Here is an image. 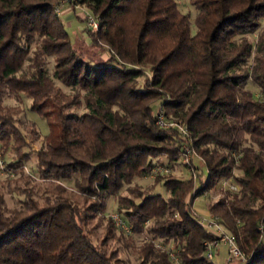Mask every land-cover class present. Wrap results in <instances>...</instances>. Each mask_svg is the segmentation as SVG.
<instances>
[{"label": "trees", "instance_id": "1", "mask_svg": "<svg viewBox=\"0 0 264 264\" xmlns=\"http://www.w3.org/2000/svg\"><path fill=\"white\" fill-rule=\"evenodd\" d=\"M58 1L0 0V157L12 177L35 180L22 169V110L5 102L27 97L49 126L32 131L33 171L51 180L40 196L11 188L13 207L0 194V264H174L170 247L183 264H216L205 242L217 237L193 208L214 191L209 213L236 236L239 264H264V0H191L195 32L179 0H77L100 24L84 29L92 55L72 44ZM186 148L205 180L171 171L133 185L158 164L175 168ZM109 198L130 231L110 218L99 236L90 223Z\"/></svg>", "mask_w": 264, "mask_h": 264}, {"label": "rangeland", "instance_id": "2", "mask_svg": "<svg viewBox=\"0 0 264 264\" xmlns=\"http://www.w3.org/2000/svg\"><path fill=\"white\" fill-rule=\"evenodd\" d=\"M62 2L63 0L58 1V3L55 6V10L58 6L60 7V14L62 15V18L67 26L72 44L75 46L79 44V46L81 45L82 47L81 49H83L88 54H91V55L95 54L93 49L91 47L90 48L88 47L87 44L89 43V38L87 34L84 32V29L87 25L84 19H86V17H94L93 12L89 8L79 5L78 1L75 3L70 2V4L67 2L66 4H64V6H62ZM179 2H180L181 9L185 13L191 15L192 30L195 32L196 27L194 25V18L196 15V11L191 4V0H179ZM68 8H71V10L67 11L66 9ZM103 55L106 56L107 53L104 52ZM50 67L51 68L53 67L52 62L50 64ZM248 87L249 89L254 91L258 97L260 98L262 97L259 89L255 85L250 84ZM64 89L66 91H69V89L66 87ZM5 102L6 104L12 107L18 106V108H21L22 110L21 114L17 115V118L19 120V127L21 131L23 132V134L26 136V141L28 144V147L25 149V151L30 152V155H31V160L22 169H24L27 175H30L35 179L33 181H30L28 179H24V178L22 179L19 176L12 177L13 176V172L11 171L12 169L8 170L4 160L2 159V157H0V168L2 170L0 172V194H4V196L6 197L8 201L9 206L13 207L16 205V200L9 194V191L11 188L12 189L16 188L17 193L34 190L35 193L37 194L39 193L38 195L40 196V194H42L46 188L45 184L51 183V180H47L46 182L42 181L41 179L39 180V177L33 171V166H35L37 163L35 152L40 149L42 145V141L41 140L37 141L32 131L37 130L42 135H47L49 133V126H48L47 121L44 118H42L35 111L31 110V103H32L31 99L24 97L23 102L21 104L16 99L7 98ZM13 154H14V150L11 149L9 152V158L12 157ZM187 159L190 162L192 160V162H194V164H196L197 166H201L200 167L201 169L197 168V169H194L193 171L190 170L188 167L185 166V164L188 163ZM163 160H166V159L163 158ZM171 171L174 174L184 179L191 178L192 174L194 176L196 175L198 176V174L202 172L203 179L205 180L208 175V170H207L206 165L203 163V161L199 158V156L194 151H193V154L190 155V158H183L180 164L176 165L175 168L171 169ZM237 174H239V172H237ZM9 177L13 179L11 181L7 180ZM154 179L155 178H152L151 176L143 178V179H135L133 185H139L141 186V188L148 189L154 184ZM226 183L229 186L231 181L230 180L224 181V184ZM64 185L67 187L68 191L71 194H74L70 196L74 201L79 203V206L86 207L87 205H89V203L91 202L90 201L91 197L89 198V200L85 199L87 196L85 197L83 194L77 191L74 188L73 184L70 182H65ZM196 186L197 188L201 186L199 179L197 180ZM154 190L156 192L162 193L164 196L168 195L162 183L156 185ZM126 192L127 191L124 190L123 194H126ZM220 196L221 195L219 193H216L215 191L212 193H208L206 195L199 196L198 198L194 200L193 208L196 210V212L198 213L200 217L207 220L209 219L208 213H209L210 203L217 200ZM115 213H119L117 209L116 201L113 198H109L107 201V208L105 210V213L103 212L99 214L97 217H95L94 219H92L90 223V227L96 229L97 234L99 236L103 235L105 231V227L107 225V220L110 219L111 215ZM133 253L134 252L131 251L130 255H132ZM133 255H132V259L134 258ZM124 256L128 257L127 254H124ZM230 259L231 258L229 254V248L225 244L221 243L216 251V254L213 260L216 262V264H229L232 260L233 262H231V264L240 263L238 259H232V260Z\"/></svg>", "mask_w": 264, "mask_h": 264}, {"label": "built area", "instance_id": "3", "mask_svg": "<svg viewBox=\"0 0 264 264\" xmlns=\"http://www.w3.org/2000/svg\"><path fill=\"white\" fill-rule=\"evenodd\" d=\"M70 2H77V0H63L62 6L64 4ZM56 12L60 14V7L56 8ZM86 23L88 28L92 30L99 29V21L94 17H86ZM159 124L161 126H169L161 116ZM193 154V151L190 148H186L185 158H190V155ZM187 162L190 161L187 159ZM2 166V165H1ZM171 172V168L162 164H158L152 168L150 171V175L152 178H156L159 175L168 174ZM231 189H237V186L231 184L229 185ZM111 219L113 220L114 224L117 228L123 229L126 231H130L128 224L124 221L120 213H115L111 215ZM202 224L206 226V228L213 232L216 235V239L214 241L205 242V246L207 247V256L208 258L213 259L215 257L216 251L221 243L225 244L229 248V254L231 259H238L241 261L246 260V256L241 250L240 246L238 245L237 238L235 235L230 234L224 230V228L218 223V218L216 216L210 215L209 219H203L200 217ZM158 247L162 248L161 244L157 245ZM169 256L174 264H183L178 256V251L174 247L169 248Z\"/></svg>", "mask_w": 264, "mask_h": 264}, {"label": "crops", "instance_id": "4", "mask_svg": "<svg viewBox=\"0 0 264 264\" xmlns=\"http://www.w3.org/2000/svg\"><path fill=\"white\" fill-rule=\"evenodd\" d=\"M70 6V5H69ZM67 11H69V10H71V8H68V9H66ZM64 12V11H63ZM209 214V216L211 215L210 213H208Z\"/></svg>", "mask_w": 264, "mask_h": 264}]
</instances>
